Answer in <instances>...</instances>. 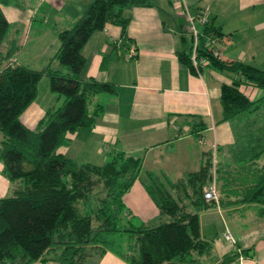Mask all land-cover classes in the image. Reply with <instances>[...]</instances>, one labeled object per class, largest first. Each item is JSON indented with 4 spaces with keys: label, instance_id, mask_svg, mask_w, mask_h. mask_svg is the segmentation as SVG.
Returning <instances> with one entry per match:
<instances>
[{
    "label": "trees",
    "instance_id": "16d2710c",
    "mask_svg": "<svg viewBox=\"0 0 264 264\" xmlns=\"http://www.w3.org/2000/svg\"><path fill=\"white\" fill-rule=\"evenodd\" d=\"M11 2L19 5L18 0H0V161L10 182V194L0 197V264H29L38 259L45 264L50 250L58 264H97L108 249L129 264H196L194 253L212 249L211 241L201 233V211L217 203L264 204V96L252 99L243 87L264 89V66L214 55L207 38L220 42L224 32L212 17L208 15L209 23L201 27L198 55L208 62L194 64L184 15V48L177 54L193 72L209 65L231 78L221 85L222 120H242V146L234 164L224 168L218 162V199L208 200L204 195L212 177L213 143L200 168L176 180H161L148 170L154 182L146 183V188L161 220L136 224L127 217L123 195L140 176L143 156L117 151L96 163L78 161L59 148L68 145L69 134L94 125L103 105L90 109L92 96L117 90L113 82L80 77L87 62L84 44L107 23L119 25L120 37L126 39L131 16L125 10L152 2L91 0L72 26L57 32L58 47L42 68L16 61L21 47L17 36L2 48L10 24L1 5ZM43 76H64L72 87L55 86L63 101L47 107L35 126L29 127L21 116L36 98ZM122 233H128L126 245L111 238ZM237 254L225 255L218 264H227Z\"/></svg>",
    "mask_w": 264,
    "mask_h": 264
},
{
    "label": "crops",
    "instance_id": "0c3cea01",
    "mask_svg": "<svg viewBox=\"0 0 264 264\" xmlns=\"http://www.w3.org/2000/svg\"><path fill=\"white\" fill-rule=\"evenodd\" d=\"M39 1L57 10L66 4L65 0ZM90 1L68 0V16L63 18L66 24L53 25L54 39L50 46L45 45L43 50L40 47L39 51L33 43L29 44L31 35L28 31L33 26L32 21L37 19L40 6L36 8L35 2L25 0L19 5L15 2L2 4L10 24L9 37L3 49L11 38L17 36L21 46L15 55L17 62L34 67L31 63L37 58L42 62L49 61L59 44L57 32L72 26ZM150 1L152 4L126 9L131 16L126 39L120 37L119 25L107 23L84 44L82 52L87 62L80 77L93 76L113 82L117 90L92 96L89 108L101 104L102 112L93 126L69 134L68 145L61 146L59 151L67 153L68 149V155L75 158L78 151L80 155L88 149L92 155L100 157L96 163L106 161L117 151H124L128 155L143 156L147 170L173 173L178 179L188 170L199 169L206 151L212 143H217L220 164L227 168L236 162L235 153L242 146L240 133L244 131L240 118L222 120L221 85L225 81L230 82L231 78L209 65L200 72H193L179 60L177 51L184 48L182 35L185 28L180 8L189 5L196 12L209 4L210 16L224 32L218 43L221 57L254 64L251 61L255 56L246 52L255 44L264 48V12L252 16L247 11L250 5L255 7L254 10L257 5L264 7V0H169L170 5L177 3L178 6L177 10L174 8L173 15L163 6L164 0H160L161 4L157 0ZM75 2H80V6L73 4ZM131 48L136 49L133 57L126 55ZM53 66L57 65L54 63ZM69 86L72 87V83ZM243 87L252 99L264 96L263 88L250 84H243ZM56 98L59 99L60 95ZM52 105H39L35 98L21 119L29 127H34L45 109ZM193 134L201 135L207 141L204 149H196L192 145ZM151 158L153 162L150 165ZM186 162L197 164V168L187 169ZM2 168L0 161V197L10 194V182ZM123 201L128 209L127 217L131 220L135 214L143 222L155 224L161 220L159 208L141 175L124 193ZM153 218L159 221L153 222ZM200 219L202 236L211 241L212 249L206 253H194L196 264H218L225 255L235 252H238L237 256L227 264H264V204L217 203L201 211ZM226 230L234 234L236 244L225 238ZM246 249L250 253L244 252ZM45 256L48 258L45 264H58L52 250ZM29 264L42 263L38 259ZM97 264L129 263L108 249Z\"/></svg>",
    "mask_w": 264,
    "mask_h": 264
},
{
    "label": "rangeland",
    "instance_id": "374dc122",
    "mask_svg": "<svg viewBox=\"0 0 264 264\" xmlns=\"http://www.w3.org/2000/svg\"><path fill=\"white\" fill-rule=\"evenodd\" d=\"M22 1H24V0H18V3H23ZM25 1H29L30 3L35 2L34 4H35L36 8L38 6H40V11L38 12L37 19L32 21L33 26L30 27V31H28V35L29 36L31 35L29 38V44L31 45L33 43L34 48H36L38 51H39L40 47H41L40 50H43L45 45H47V47L50 46V42L54 39V30H53L54 26H58L59 23L62 25L66 24L67 21H66V19H63V18L68 16V0H65L66 4L64 6H61L60 8L58 7V10L55 7H52L51 5H48V3L42 2L39 0H25ZM158 1L160 3V0H157V2ZM162 2H163V6L172 15L174 14V11H173V10H175L174 8H176V10L178 9L177 3H174V6H172V5H170L169 0H164ZM73 4H78L76 6H80V2L79 3L75 2ZM83 6H84V4H83ZM188 7H189V5H188ZM203 8L207 10L209 16L212 14L210 11L209 4L207 6H204ZM254 8L255 7H253V5H250L248 7L247 12H249L252 16H254V14L264 12V7L262 5H257L255 10H254ZM180 9H181V11H183L184 7L182 6ZM189 9H190L189 11L191 13L197 12V11L194 12L193 8L189 7ZM43 11L46 12V14H42ZM43 16H45V18H43ZM254 23L255 22L253 21V24ZM21 37H23V35H21ZM56 41H58V39ZM4 45H5V43L2 44V48L4 47ZM245 49L246 48H244L243 51H245ZM247 50L248 51L246 53L255 56L253 58L254 60H252L251 62H253L258 67H263L264 66V48L257 47L255 44L251 48H249V49L247 48ZM49 52H50V50H49ZM37 59L31 63L34 66L33 68L40 67L44 64H47V62H48V61L42 62V59H39V58H37ZM23 60H25V59H23ZM69 83L70 82L65 77L43 76L38 83V96L36 97L37 103L39 105H50V104L58 105V104H60L63 101V96H61L59 99L56 98L60 94H59V91L56 90L55 86L67 88L69 86ZM262 107L264 108V102H263ZM192 139H193L192 145L195 146L196 149L200 148V150H201L207 146V141L202 139L201 135L193 134ZM78 150H79V148H78ZM66 152L68 153V149L66 150ZM74 157L77 158L78 161L94 160L95 162H98L100 160V157H96L95 155H92L88 149H85L84 153H82L80 155H79V151H78V155H74ZM152 162H153V160L151 158L149 161L150 165ZM195 166H197V164L191 163L189 165L188 162H186V168L187 169L188 168H197ZM147 168L148 167H146V165L144 164L140 175H141V178L146 183H152V182H154V180L152 179L151 174H149ZM153 174L155 175L156 178H160L161 180H164V179L165 180H169V179L170 180H176L178 177L177 175H175L173 173L172 174L171 173L170 174H163V173L158 172V171H156V172L154 171ZM123 220H125V218ZM153 220H154V218L152 219V221ZM158 221L159 220L156 219L153 222H158ZM132 222L136 223V224H140L143 221L140 219V216H137L135 214V216H133V218H132ZM111 238H114L116 242L121 243L122 245H126L128 239H129V236H128V233H122L120 235H113V236H111Z\"/></svg>",
    "mask_w": 264,
    "mask_h": 264
},
{
    "label": "built area",
    "instance_id": "2783aa9c",
    "mask_svg": "<svg viewBox=\"0 0 264 264\" xmlns=\"http://www.w3.org/2000/svg\"><path fill=\"white\" fill-rule=\"evenodd\" d=\"M189 7L185 6L184 10L181 11L182 15L185 16L187 21V30L191 34L192 42H193V49H192V59L195 65H199L200 63H207L208 60L206 57H199V45H200V36H201V27L209 23L210 19L208 16V12L206 9H202L198 13H191L189 11ZM219 41L216 38L208 37L206 41L207 47L213 52L216 56H221V48L218 46ZM135 52V49H129L128 56H131L132 53ZM218 148L217 143H213L212 149V160L210 166L211 172V180L207 183L204 188V195L205 198L208 200L218 199L219 192H218V180H217V169H218ZM226 239L232 243L236 244L237 239L234 234L227 230L225 233Z\"/></svg>",
    "mask_w": 264,
    "mask_h": 264
}]
</instances>
